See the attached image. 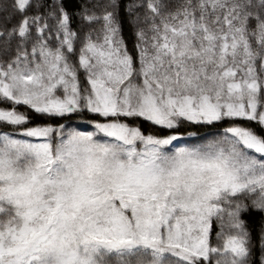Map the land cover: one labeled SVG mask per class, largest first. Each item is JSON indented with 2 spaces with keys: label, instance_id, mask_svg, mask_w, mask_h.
Masks as SVG:
<instances>
[{
  "label": "snow or ice",
  "instance_id": "snow-or-ice-1",
  "mask_svg": "<svg viewBox=\"0 0 264 264\" xmlns=\"http://www.w3.org/2000/svg\"><path fill=\"white\" fill-rule=\"evenodd\" d=\"M252 211L264 0H0V264H264Z\"/></svg>",
  "mask_w": 264,
  "mask_h": 264
},
{
  "label": "trees",
  "instance_id": "trees-1",
  "mask_svg": "<svg viewBox=\"0 0 264 264\" xmlns=\"http://www.w3.org/2000/svg\"><path fill=\"white\" fill-rule=\"evenodd\" d=\"M66 3L75 5L79 2V0H65ZM126 35H128V31L126 30L125 32ZM262 216L264 214L258 212V211H252V213L247 216L246 218L248 219L249 223L255 227H259V224L261 222Z\"/></svg>",
  "mask_w": 264,
  "mask_h": 264
}]
</instances>
